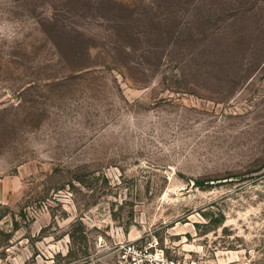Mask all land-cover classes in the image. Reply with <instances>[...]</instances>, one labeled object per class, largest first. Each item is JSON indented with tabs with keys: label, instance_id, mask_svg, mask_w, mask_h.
<instances>
[{
	"label": "rangeland",
	"instance_id": "374dc122",
	"mask_svg": "<svg viewBox=\"0 0 264 264\" xmlns=\"http://www.w3.org/2000/svg\"><path fill=\"white\" fill-rule=\"evenodd\" d=\"M133 244L264 264V0H0V264Z\"/></svg>",
	"mask_w": 264,
	"mask_h": 264
},
{
	"label": "built area",
	"instance_id": "2783aa9c",
	"mask_svg": "<svg viewBox=\"0 0 264 264\" xmlns=\"http://www.w3.org/2000/svg\"><path fill=\"white\" fill-rule=\"evenodd\" d=\"M127 264H166L163 250L155 246L150 248H139L136 244L126 249Z\"/></svg>",
	"mask_w": 264,
	"mask_h": 264
},
{
	"label": "trees",
	"instance_id": "16d2710c",
	"mask_svg": "<svg viewBox=\"0 0 264 264\" xmlns=\"http://www.w3.org/2000/svg\"><path fill=\"white\" fill-rule=\"evenodd\" d=\"M217 222H218L219 224H221V223L223 222V217L219 218V219L217 220Z\"/></svg>",
	"mask_w": 264,
	"mask_h": 264
}]
</instances>
